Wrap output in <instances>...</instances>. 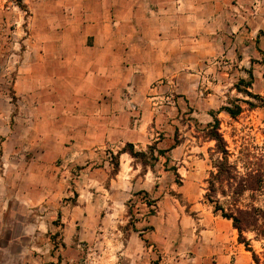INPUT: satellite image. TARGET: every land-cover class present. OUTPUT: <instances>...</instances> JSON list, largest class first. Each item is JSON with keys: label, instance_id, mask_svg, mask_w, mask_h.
<instances>
[{"label": "rangeland", "instance_id": "obj_1", "mask_svg": "<svg viewBox=\"0 0 264 264\" xmlns=\"http://www.w3.org/2000/svg\"><path fill=\"white\" fill-rule=\"evenodd\" d=\"M24 3L22 8L16 0H0V132L19 123L20 93L35 96L44 86V76L35 74L33 65L45 63L43 47L56 49L59 41H66L73 12V0ZM182 3L191 16L185 25H204L202 32L218 37L217 50L184 49L182 69L174 65L173 70L136 79L140 96L149 103L133 101L137 106L132 118L138 119V125L130 130L123 123L124 132L111 148L67 150L40 175L30 176L27 171L20 185L13 177L6 182L0 179V264H159L157 255L148 257L141 250L139 238H131L129 222L134 214L142 228L140 221L151 216L150 208L157 213L160 195L175 194L171 188L180 184V177L169 168L181 162L182 179L198 181L203 200L212 209L214 203L205 193L225 206L237 195L226 182L216 183V190L209 188L219 156L215 141L207 137V124L214 116L220 120L230 161L241 174L246 167L258 168L264 177V0ZM20 68L32 73V80H18ZM249 69L253 83L248 90L258 94L256 98L236 88L241 78H250ZM70 89L66 80L54 84L60 115L69 112ZM233 104L243 107L235 118L221 110ZM4 138L0 136V146ZM176 141L180 144L173 155L169 151L153 167L125 154L122 172L114 174L112 156L127 142L146 150L154 142L158 148H168ZM2 163L0 149V175ZM239 198L242 205L255 199L256 205L264 206V185L246 190ZM150 200L157 206L149 207ZM245 235L264 264V239L257 240L253 232Z\"/></svg>", "mask_w": 264, "mask_h": 264}, {"label": "crops", "instance_id": "obj_2", "mask_svg": "<svg viewBox=\"0 0 264 264\" xmlns=\"http://www.w3.org/2000/svg\"><path fill=\"white\" fill-rule=\"evenodd\" d=\"M71 6L66 41L56 49L43 47L45 63L33 65L34 73L44 76V86L35 96L20 93L19 123L0 132L5 137L0 146L4 182L13 177L20 185L27 171L40 175L67 150L111 148L124 132L123 123L130 130L138 125L133 101L149 103L140 96L136 79L174 65L182 69L184 49L218 48V37L202 32L204 25H185L191 16L182 0H73ZM59 79L71 88L64 115L55 103ZM18 80L30 81L32 73L20 68ZM179 144L169 150L172 155ZM125 154L131 156L121 153L117 174ZM175 165L181 180L171 188L175 194L160 195L157 213L140 221L142 228L136 224L131 238H139L141 250L148 257L157 255L159 264H252L232 220L206 205L201 184L183 180L181 162Z\"/></svg>", "mask_w": 264, "mask_h": 264}, {"label": "trees", "instance_id": "obj_3", "mask_svg": "<svg viewBox=\"0 0 264 264\" xmlns=\"http://www.w3.org/2000/svg\"><path fill=\"white\" fill-rule=\"evenodd\" d=\"M17 4L20 7H25L26 4L24 0H16ZM250 78L248 80L241 78L239 83L236 84V88L238 91L245 93L251 97H258V94H254L248 87H251L253 83V72L252 69L248 70ZM240 84H244L245 88H241ZM246 103L249 104L250 107H255L256 103L251 100H245ZM221 110H225L232 117H237L243 110V107L240 104L233 105H225L222 106ZM213 115V114H212ZM207 137L210 140L215 141V151L219 154L217 159L214 161V166L216 167V172H211V178L208 179L210 184V190H216V183H224L226 182L230 186L234 187V193L237 194L232 198V201L228 204V206L223 205L218 198H215L211 193H205L204 197L207 198L210 202L214 203V212L219 213L221 216L231 219L233 226L238 231V240L241 243H244L247 250L252 253V264H261V256L257 251L253 248L251 244V240L245 235L246 232H253L255 234V238L257 240L264 239V206L256 205L255 199L253 202L242 205L239 196L244 194L246 190H259L264 185V177L263 171L256 168L246 167V172L241 174L240 170H238L237 165L233 164L229 157L230 152L228 149V144L224 139L223 134L220 132V120L217 116H214L213 122H208L207 124ZM179 142H174L168 148H158L157 143H151L147 145L146 150H137L133 142H127L124 147H122L116 154L112 156V164L114 167V174H117L120 167V156L121 153L127 152L133 158L140 161L144 167L150 166L153 167L156 162L160 159L161 156H165L166 153L174 146H176ZM167 161V160H166ZM173 170L176 176L180 177L178 173L177 166H172L169 168ZM180 184H181V180ZM144 193H148L144 191ZM253 196V195H252ZM157 203V201H156ZM156 203L150 201L147 202L149 207L157 206ZM126 205L129 206V201L126 202ZM129 211H131L129 209ZM150 214H156L154 208H150ZM138 218L132 214L130 219V225L132 229L137 230L136 222ZM64 246L65 244L62 243Z\"/></svg>", "mask_w": 264, "mask_h": 264}]
</instances>
